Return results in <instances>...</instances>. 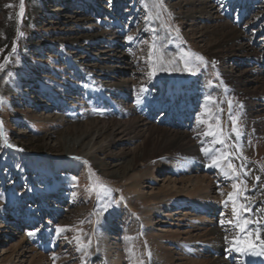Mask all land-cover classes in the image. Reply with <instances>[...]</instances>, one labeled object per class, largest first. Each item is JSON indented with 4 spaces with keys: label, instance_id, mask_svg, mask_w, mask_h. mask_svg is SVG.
Returning a JSON list of instances; mask_svg holds the SVG:
<instances>
[{
    "label": "rangeland",
    "instance_id": "obj_1",
    "mask_svg": "<svg viewBox=\"0 0 264 264\" xmlns=\"http://www.w3.org/2000/svg\"><path fill=\"white\" fill-rule=\"evenodd\" d=\"M252 8L240 20L243 10ZM226 32L241 34L207 52ZM159 56L163 64H156L150 77V65ZM185 59L197 69L195 74L185 70ZM0 65V255L24 239L26 257L17 258V264H30L31 254L42 251L52 262L60 255L63 264H96L95 257L112 264L117 251L124 264H134L132 255L141 264H150L151 257L163 263L154 247L167 242L161 229L175 231L177 220L161 223L153 215L154 227L147 228L146 203L135 196L127 179L128 164L143 137L112 136L118 122L137 118L160 130L185 131L199 145L209 129L197 117L213 129L217 126L207 108L219 117L223 154L243 156L264 176L259 166L264 152L254 143L239 151L229 119H239L238 142H247L248 130L261 132L264 98L251 93L262 91L255 81L264 78V0H23L22 12L21 0H0ZM168 73L190 81L191 92H197L198 108L186 128L146 117L161 95L156 80ZM209 96L211 101L206 100ZM106 121L113 132L96 134ZM77 138L78 144L71 143ZM146 161L133 174L141 176L147 190L158 192L157 178L164 174L144 180L149 176ZM232 165L240 172L238 164ZM258 176L246 185L254 188ZM132 197H137L135 211L127 208ZM164 200L155 198L157 203ZM186 212L188 219L198 215L192 209ZM112 216L116 231L108 236L112 231L105 220ZM49 228L58 237L53 249L43 250ZM57 228L64 231L57 234ZM78 231L87 246L84 261L76 243Z\"/></svg>",
    "mask_w": 264,
    "mask_h": 264
},
{
    "label": "bare ground",
    "instance_id": "obj_2",
    "mask_svg": "<svg viewBox=\"0 0 264 264\" xmlns=\"http://www.w3.org/2000/svg\"><path fill=\"white\" fill-rule=\"evenodd\" d=\"M240 34L236 35L231 32H226L225 39L222 42H219L215 46L207 47L206 51L208 52L217 46H223L227 41H235ZM248 46L243 45L241 47L245 51L249 50ZM262 70L264 71V68H262L261 71ZM168 74L159 76L156 80L157 84L161 85V93L163 95H171L172 93L174 95L173 97H176V94L170 91V88L174 86L173 91L176 92L179 84L181 87H185V85H189L190 82L183 84V81L173 79L170 73ZM255 84H262V91L255 94L250 93L254 96L258 95L264 98V78L262 83L255 81ZM239 87L240 86H238V88ZM241 91L242 90L239 92ZM189 93L190 101H187L184 105L187 106V109L192 108L191 112L193 113L195 105L193 103L194 100L191 98L192 93ZM250 93L248 92L249 95H251ZM162 94L155 98V107H160V103L164 99ZM171 103L173 104L174 102ZM172 106L175 108L174 105ZM180 107H182V105ZM173 110L177 111L175 109ZM171 112L165 115L166 119L173 117ZM150 113L152 115L156 114L155 111ZM201 120H205V118L201 117ZM258 121L262 127L261 132L260 130L254 132L248 130V132H245V140H247L245 144L237 140L234 141L239 151H247V144L252 146V143H254L262 153L264 152V121L262 119ZM161 122L164 123V120ZM102 123L103 124L96 131V134H102L109 130H113L111 129L112 125L110 122L106 121ZM182 123L187 124V119H184ZM199 124L201 125L203 123ZM116 127L118 132L111 131V133H114L112 136H116L117 134L120 135L121 133H130L132 137H143L142 143L135 149L136 151L132 160H130L129 164L127 163V170L130 171V174L127 173V175H130L127 179L130 180V188L135 192V196L142 198L146 203L143 213L147 228L151 229V227H154L155 221L152 220L153 215L160 217L161 223H165L168 220H177V224H172L178 227L175 231L171 232L172 230L161 229V231H163L162 233H164L162 234L163 238H167V242H160L158 244L159 247H154L156 258L166 264H261L264 262V256L254 255L252 254V250L244 252H237L234 250L236 242H239L241 247H246V242L251 240L256 246L255 251L258 252L262 247L260 245V240H264V176L262 177L259 174L258 169L254 165L245 161L244 157L241 155L242 159H240V156L238 157V154L232 155L230 152L225 151L224 154H227V159L220 160L219 167L215 166L213 164V158L220 157L223 152L222 149L218 147V143L213 142L214 137L204 135L205 132H203V139H201V143L198 145V142L196 144L192 143V137L185 131L178 130L170 132L160 130V128L146 124L143 120H137V118L118 122ZM112 138L109 139V141L107 140L105 144L111 142ZM80 140L81 138L73 139L71 143L78 144ZM203 149H209L210 151L206 154ZM145 160H147L145 164H148L147 173L149 176L144 180L149 179L150 181V178L155 176L157 172H162L164 174L162 179L157 178V181L159 180L161 183L157 187L158 192H155L157 190L153 187L151 190H147L140 178L141 176L139 177L133 174L138 166L144 164ZM233 161L238 164L240 170V172L236 171L235 174L228 167L229 163L232 164ZM259 166L261 169L264 168V161L263 164ZM212 171L216 173L217 179H214L212 174H210ZM226 171L229 173L228 176L224 174ZM170 172L176 175L175 178L168 175ZM132 174L134 176H132ZM254 176L260 177V180L254 188L253 186L250 187V185H247V191L243 193V196H247V200H244L243 196H239V200L252 209L251 213L246 214L248 218L258 221V223L249 224L246 232L242 233L235 227L236 218L233 215V204L229 200L228 194L235 191L233 189V184H238L243 188L246 181ZM220 179H222V184L219 182ZM241 182H244V184H241ZM145 189L147 191H145ZM137 197H132L127 201L128 209L133 211L136 210L137 207L135 203ZM156 197H164L166 200L157 203L155 202ZM226 201L227 204L225 203ZM190 209L196 211L198 215L188 219L189 212H186V210ZM226 212L228 213L227 216L225 215ZM114 218L115 217L112 216V218L109 217L110 221L108 219L105 220V224L109 229L107 231H112L107 232V235L116 231L114 230L115 228L112 227V225L115 224L114 222L112 223ZM222 220L224 224H221ZM229 221H231V223H228ZM257 228L260 229L259 238H257ZM232 230L233 232L228 233V231ZM56 237L58 236H56L54 230L50 228L45 229L44 240L46 242L44 241V247L42 246L41 249L44 250L46 247H51L53 249ZM75 237L76 243L82 253V260L84 261L87 257V246L84 242L83 233L78 231ZM24 243V239L19 240L12 250L3 254L5 257L0 260V264H17L14 262L17 258L26 257L25 253L27 251L22 250V247H24L23 245H25ZM170 244L176 245V250L173 246H170ZM120 252L121 251H117L112 264H124V258L120 255ZM133 253L134 252L131 254ZM133 257L132 255L134 264H141L137 261L136 257ZM59 258L60 255L55 257L56 261H48L43 251L36 252L35 254H31L30 264H59ZM148 260L150 264H156L153 257ZM93 261H95L96 264H107L106 261L100 260L98 257H95Z\"/></svg>",
    "mask_w": 264,
    "mask_h": 264
},
{
    "label": "snow or ice",
    "instance_id": "obj_3",
    "mask_svg": "<svg viewBox=\"0 0 264 264\" xmlns=\"http://www.w3.org/2000/svg\"><path fill=\"white\" fill-rule=\"evenodd\" d=\"M161 2H162V0H161ZM10 6L11 5H9V7ZM22 11H23V0H21V12ZM128 39L131 41V40H133V37L129 36ZM152 47L155 48V45H153ZM152 56H153V52L150 51L149 52V60L150 61L152 60ZM195 59L202 61L203 57L195 55ZM169 63H171V61H169ZM156 64H161V65L163 64V57L162 56L157 57V60L152 65H150V67H153V69H154L153 71L149 72L150 77L155 74V65ZM0 67H2V65H0ZM160 70H165V69L161 68ZM185 70L190 71L193 74H195L197 69L194 66H192L188 62L187 59H185ZM206 100L211 101L212 98L209 96V97H206ZM229 107H231V102H229ZM206 111L209 112V118L210 119H215L217 121V126H216V129H213V126L211 123H208V121L201 120L200 117H197L198 123H206L208 125L209 130L206 131L204 133V135L214 137V140H213L214 143L223 144L225 141H224V139L220 138L222 135V129L220 128L219 117L213 116V114L207 108H206ZM229 119L232 122V132L235 133L236 139L239 140V138L241 136V132L239 130V119L237 116H234V115H230ZM0 128H2V122H0ZM203 151H205V153L207 154L210 150L209 149H203ZM223 159H227V154H221L220 157H214L213 158V164L215 166L219 167V161L223 160ZM228 167L232 170V172L234 174L236 173L237 170H236L235 166H233L231 163H229ZM261 171H264V168H262ZM224 174H225V176L229 175V173L227 171ZM256 179L259 181L260 177H257ZM241 184H244V182H241ZM98 187L104 191H110V189H106L104 185H99ZM233 189L235 191L233 193H229L228 196H229V200L233 204L232 211H233L234 217L236 218L235 227L238 228L240 232L244 233L248 229L249 224L258 223V221H255V220L248 218V216L246 214L251 213L252 209L249 206H247L245 203L240 202V200H239V196H243V193L247 191V185L244 184L243 188H241L240 185L233 184ZM243 199L247 200L248 198H247V196H243ZM225 203L227 204V201ZM228 223H231V221H229ZM221 224H224L223 220L221 221ZM63 231H64L63 228H57V234H59ZM259 231H260V229L257 228L256 229L257 238H259ZM32 235H34V233L30 232L29 236H32ZM226 239H227V237H226ZM260 245L262 247L257 252V251H255L256 246L251 240H248L246 242V247H241L240 243L236 242V247L234 250L237 252H244V251L252 250V254L264 256V240H260Z\"/></svg>",
    "mask_w": 264,
    "mask_h": 264
}]
</instances>
